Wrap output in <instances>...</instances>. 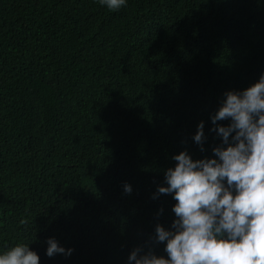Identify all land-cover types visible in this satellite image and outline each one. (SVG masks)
<instances>
[{
	"label": "trees",
	"instance_id": "trees-1",
	"mask_svg": "<svg viewBox=\"0 0 264 264\" xmlns=\"http://www.w3.org/2000/svg\"><path fill=\"white\" fill-rule=\"evenodd\" d=\"M179 62L196 64L192 86L171 85ZM262 73L264 0H126L116 11L0 0V253L28 244L39 264H130L136 247L166 257L155 226L170 228L175 200L153 199L157 186L180 151L213 156L211 116ZM51 85L64 99L49 107L68 121L57 128L37 118L55 102ZM49 237L74 251L48 257Z\"/></svg>",
	"mask_w": 264,
	"mask_h": 264
},
{
	"label": "clouds",
	"instance_id": "clouds-1",
	"mask_svg": "<svg viewBox=\"0 0 264 264\" xmlns=\"http://www.w3.org/2000/svg\"><path fill=\"white\" fill-rule=\"evenodd\" d=\"M111 11L126 5V0H98ZM49 78V68H39ZM171 85L183 89L196 83L194 63L179 62L167 73ZM164 82L161 69L158 81ZM49 81L50 78H49ZM54 103H44L47 114L37 116L45 128H57L67 119L50 104L64 99L51 85ZM91 97L84 101L90 103ZM85 125L87 117L77 116ZM222 143L212 148V157L193 159L184 150L173 156L174 167L165 171V185H158L153 199L171 194L175 218L170 228L157 223L154 243L164 244V255L151 247L133 248L130 264H264V73L258 81L241 91H227L225 99L211 116ZM229 121L227 125L217 123ZM80 133L70 135L76 140ZM194 141L203 149L204 122L197 124ZM166 167V166H165ZM131 193V186L124 185ZM21 225L28 223L21 219ZM46 255H71L54 238L47 239ZM38 254L28 244H17L0 253V264H39Z\"/></svg>",
	"mask_w": 264,
	"mask_h": 264
}]
</instances>
